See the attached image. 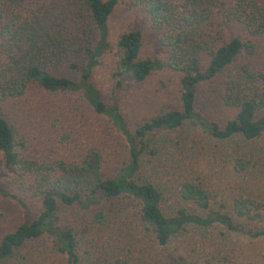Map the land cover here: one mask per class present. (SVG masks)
I'll use <instances>...</instances> for the list:
<instances>
[{"label":"trees","instance_id":"trees-1","mask_svg":"<svg viewBox=\"0 0 264 264\" xmlns=\"http://www.w3.org/2000/svg\"><path fill=\"white\" fill-rule=\"evenodd\" d=\"M119 1L0 0V194L25 208L24 222L0 240V264H38L53 251L69 264H239L222 248L169 246L190 227L264 240V194L238 187L220 197L181 149L199 129L227 145L238 173L264 167L255 145L264 135V68L252 60L264 4L130 0L164 49L143 56L141 28L111 40ZM111 52L109 102L93 77ZM155 74L161 87L176 84L178 104L132 127L117 95Z\"/></svg>","mask_w":264,"mask_h":264},{"label":"rangeland","instance_id":"rangeland-1","mask_svg":"<svg viewBox=\"0 0 264 264\" xmlns=\"http://www.w3.org/2000/svg\"><path fill=\"white\" fill-rule=\"evenodd\" d=\"M264 4V0H259ZM110 37L115 43L120 33L132 28H141L144 32V46L142 50L143 56H154L164 53L161 47L158 31L150 27L146 21L144 10L139 6H132L130 0H120L111 19ZM114 60L113 52L107 55L106 64L98 70L93 81L95 86L101 90L107 101H112L114 83L110 76L112 61ZM254 64L264 68V35L259 40L258 53L252 58ZM58 73L69 77L77 75L68 70L66 67L59 69ZM161 76L155 74L144 83H136L133 81L126 82L120 89L117 99L124 111L129 123L132 127L137 126L144 119L159 112L164 105L178 104V91L174 82L166 87L160 85ZM61 103H68L70 95H58L54 97ZM211 118L223 121L227 118L228 113L208 110ZM190 127H198L191 123ZM194 136L190 141L182 144V150L191 155V163H196L199 171L204 174L206 179L210 181L213 190L218 195L225 196L233 192L238 187L252 188L264 194V167L260 170H250L247 173H238L233 168V161H230L229 149L227 145H220L219 142L213 141L207 134L200 132L199 129L191 130ZM231 144V143H230ZM255 145L259 151L260 161L264 163V135L257 141ZM120 145L115 143L117 156L120 155ZM54 151L71 155L73 149L68 144L53 143ZM181 150V151H182ZM118 158V157H117ZM9 189H13L10 186ZM30 206L38 207L34 201L27 200ZM25 220V208L18 200L5 197L0 194V240L4 234L14 230ZM183 241L177 240L169 246L170 250L178 247L200 248L206 244L208 248H222L230 251L239 264H261L264 253V240L251 239L247 236L234 232H229L222 227L209 229L206 231L198 230L193 227L182 236ZM180 241V242H179ZM45 242L48 241L45 239ZM35 253L38 251L40 242H34ZM155 252V250H153ZM38 264H69L67 258L56 251L48 254H41L37 258ZM37 260V262H38Z\"/></svg>","mask_w":264,"mask_h":264}]
</instances>
